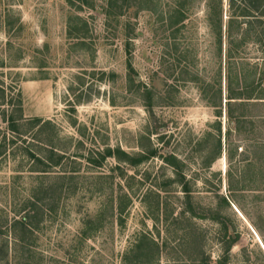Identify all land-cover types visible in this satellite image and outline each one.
<instances>
[{
    "label": "rangeland",
    "instance_id": "obj_1",
    "mask_svg": "<svg viewBox=\"0 0 264 264\" xmlns=\"http://www.w3.org/2000/svg\"><path fill=\"white\" fill-rule=\"evenodd\" d=\"M175 1L0 0V245L11 264H124L142 235L159 247L153 264H217L224 227L238 236L224 264H264V181L241 173L239 149L226 160L225 115L222 156L205 167L219 119L194 78L219 81L209 0H189L171 28ZM244 56L262 55L251 44ZM149 142L159 155L140 162ZM27 215L29 235L14 224ZM22 236L30 254L14 249Z\"/></svg>",
    "mask_w": 264,
    "mask_h": 264
},
{
    "label": "trees",
    "instance_id": "obj_2",
    "mask_svg": "<svg viewBox=\"0 0 264 264\" xmlns=\"http://www.w3.org/2000/svg\"><path fill=\"white\" fill-rule=\"evenodd\" d=\"M188 2L189 0L175 1L172 14L167 17L168 25L171 28L181 26L186 21L185 7ZM227 9V12H225L222 0L208 1L207 23L213 38L216 58L219 62L217 71L219 81L217 80V85H213L209 90L210 86L206 87L205 82L199 78H194L199 90L203 91L208 88L211 93L207 98L208 105L215 109L216 118L219 119L215 125L216 146L205 167L210 168L212 162L222 156V123L220 119L225 115L226 160L234 159V155L239 149V155L243 156L241 173L247 172L251 167H254L257 174L262 176L261 181H264V0H227ZM226 16L227 20H224ZM251 44L260 48L262 55L261 58H258V62L259 60L261 62H259L260 64H256L258 62L250 64L245 59V49ZM222 64L225 65L223 82ZM3 97L4 92L0 87L1 103H3ZM5 121L11 133L17 131V126L12 116L5 119ZM37 122L36 120L35 123ZM147 134H151V132L149 131ZM232 135L241 139L236 146L231 142ZM243 143H247L244 152H242ZM4 150L5 146H3ZM107 155H111L110 150L107 151ZM121 155L125 156L127 161L130 160L125 154L121 153ZM158 155L159 151L149 142V149L144 150L143 155L139 156L140 162L148 161ZM164 161L172 167H176L178 164L175 158L170 155L165 156ZM231 176L228 173L229 179ZM178 177L181 189L188 197L190 192L188 183H184L183 176ZM242 179L243 177L240 176L239 180L241 183ZM228 184L230 186V182ZM230 187L232 188V186ZM247 188L250 189L249 191H256L254 188H249L245 185L242 186V191H246ZM222 203L225 206H229V202L225 198H222ZM157 204L159 203L157 202ZM32 206L30 205V207ZM116 210L120 217L125 211V206L117 203ZM110 212L114 216L113 208ZM29 216L27 215L22 220L14 223L16 227L20 228V231L22 230L23 234L28 235ZM119 222L122 223L121 219H119ZM222 232L224 233L221 242L223 252L217 264L226 262L230 250L238 239V236L228 237L227 228L225 227ZM84 236L88 237V234L84 233ZM26 238L22 236L18 239V244L14 243V249L29 253L30 244ZM158 250L159 247L153 240L146 235H142L129 251L132 254L131 257H124V264H153V253H157ZM10 251L11 245L9 243H1L0 263H14L12 259H9L10 255L8 253ZM20 263L31 264V261L28 257Z\"/></svg>",
    "mask_w": 264,
    "mask_h": 264
}]
</instances>
